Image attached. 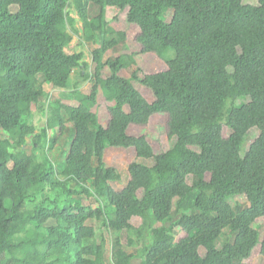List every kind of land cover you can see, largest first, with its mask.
Returning a JSON list of instances; mask_svg holds the SVG:
<instances>
[{"label": "trees", "instance_id": "obj_1", "mask_svg": "<svg viewBox=\"0 0 264 264\" xmlns=\"http://www.w3.org/2000/svg\"><path fill=\"white\" fill-rule=\"evenodd\" d=\"M109 7L128 9L141 51L167 69L141 79L134 53L104 61L126 40ZM74 35L95 46L93 72L84 50L67 52ZM87 81L90 93L81 91ZM46 83L77 105L53 98ZM100 89L115 102L106 125L93 110ZM34 112L45 118L40 128ZM159 113L176 141L156 154L129 128ZM62 136L64 158L52 160L45 148ZM109 148H134L154 163L131 162L118 191ZM241 195L246 203L231 204ZM262 217L264 0H0V264H107L106 234L114 264H245L257 245L264 254Z\"/></svg>", "mask_w": 264, "mask_h": 264}, {"label": "rangeland", "instance_id": "obj_2", "mask_svg": "<svg viewBox=\"0 0 264 264\" xmlns=\"http://www.w3.org/2000/svg\"><path fill=\"white\" fill-rule=\"evenodd\" d=\"M246 3L251 4H258V0H243ZM13 10L16 11L17 7L14 6ZM172 11H169L168 13V20L171 18ZM107 19L112 27H114L116 30L124 31L126 32V40L124 44H121L119 48L116 51L109 50L104 55V61H107L110 58H115L116 56L127 53L131 54L134 53L137 59L138 66L140 68V71L138 73L139 77L142 79L145 74L150 73H157L162 70L167 69V64L161 60L156 54L154 53H143L141 50V45L137 42L136 38L137 35L140 33V28L131 22L128 21V9L120 10L117 7H109L107 9ZM80 37L78 35H74L73 42L71 46L67 49V52L73 53L75 51L84 50L86 52V61L89 63L88 70L90 72H93L95 70L96 64L92 59V50L95 47L91 44H81L80 43ZM111 73V70L108 66L104 67L102 70L103 77H108ZM120 75L126 78L131 77V70L123 69L120 71ZM73 80H75L73 76ZM135 87L146 97V99L150 102L155 100V96L153 91L142 84L140 81L134 80L133 81ZM91 83L89 81L85 82L81 86V91L84 93H90L91 92ZM46 91L51 92V95L55 99H60L62 102L66 104H72L77 105V102L75 100H70L69 97H67V92H62L56 89H52L51 85L45 84ZM115 102H109L105 99L102 90L100 89L97 96V104L94 106L93 110L96 111L99 115L100 122L102 125H106L108 119H109V112L108 107L111 105H114ZM34 120L38 124V127L44 125L45 118L39 114L34 112ZM167 123H168V115L165 113H159L155 114L151 117L148 125L146 126H131L129 128V132L131 134L140 135L145 134L148 136V140L150 144L152 145L154 151L156 154L161 153L163 151H166L170 149L176 141V138H170L167 133ZM230 130L228 128L225 129V135L229 134ZM52 134V132H50ZM258 135V130L253 129L250 132V139L248 140V143L250 144L254 138H256ZM67 137L62 136L55 144L54 147L51 149L46 150L48 152V155L51 157L52 160H56L58 157L60 160L64 158V150H66L65 141ZM30 151V150H29ZM134 160H139L142 163L153 165L154 160L152 159H143L138 158L136 151L134 148L130 149H120V148H109L105 153V161L109 166H113L118 170V172L121 175V178L119 181L111 182L112 187L115 190H121L125 184L127 183L129 179V164L133 162ZM189 183H192L191 178L189 179ZM54 193L50 192V195H54ZM43 199V196L39 197L37 200L34 201H27V208L33 209L37 204L41 202ZM82 202L84 205L88 206L89 199L87 197L82 198ZM231 204H234L235 202H241L246 203L247 198L244 195L236 196L232 199H230ZM94 208L97 207V205H93ZM56 222L54 220H50L46 225L55 224ZM131 223L134 226H139L141 223V219L138 217H133L131 220ZM161 225V224H159ZM168 226H171L172 223H167ZM256 225L259 226L261 237L264 236V218H259L256 222ZM173 232L177 239L185 236V232L181 230L180 227L174 226ZM107 238V253H106V261L107 264H114L112 257H111V236L109 234H106ZM126 239V238H125ZM127 242V241H125ZM141 243L137 242V244L133 247H128L127 249L129 251H136L138 247H140ZM205 250L202 248L201 253L204 254ZM138 260H134V263L136 264ZM245 264H264V254L261 251V245H257L254 250L252 251L251 256L246 260Z\"/></svg>", "mask_w": 264, "mask_h": 264}]
</instances>
